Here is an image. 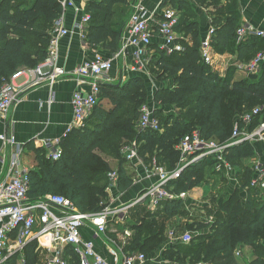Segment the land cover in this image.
I'll return each mask as SVG.
<instances>
[{"label":"trees","instance_id":"16d2710c","mask_svg":"<svg viewBox=\"0 0 264 264\" xmlns=\"http://www.w3.org/2000/svg\"><path fill=\"white\" fill-rule=\"evenodd\" d=\"M85 1V13L91 16L87 41L94 48L118 53L131 16L132 0ZM195 1L203 4L209 0ZM162 6L179 11L177 31L190 42L184 40V50L170 56L157 49L156 61L151 63L157 68L161 81L172 82L171 87L158 89L154 96V112L160 120L161 130H138L140 110L148 102L141 78H130L121 85L100 84L98 105L86 125L73 130L66 139L62 158L53 162L47 158L45 150H35L36 168L31 171L29 192L31 201L61 195L80 213H101L109 201L106 189L112 168L98 152L109 139L116 140L113 149L120 160L116 170L118 190L127 192L134 185V175L122 155V141H135L145 162L155 159L159 166L171 172L180 161L177 146L184 137L199 132L206 141L226 144L231 139L236 120L254 106L263 110L251 128L256 129L264 121V64L259 75L241 81H235V70L222 77L202 59L201 43L205 38L201 36L197 15L189 2L164 0ZM211 9L214 11L209 13L214 28L211 38L214 54L234 49L238 59L243 60L264 48V40L259 38L238 41L241 23L236 0H214ZM62 12V0H0V92L16 72L36 69L47 59L54 26ZM167 107L174 108L177 113L164 114ZM258 146L264 149L262 144L241 143L226 150V161L236 171L240 188L218 202L215 199L214 221H195L193 228L203 233L202 237H194L187 245L179 243L170 247L165 257L174 261L168 264H240L238 257L243 247H252L254 255L263 250L260 245L264 243V189L250 187L255 171L243 164L256 157ZM214 164H218V160L213 156L191 164L180 180L170 184L173 193L179 195L198 188L208 170L214 169ZM162 205L153 213L145 209L147 214L141 224L133 225L124 219V227L137 233L125 248L126 252L145 254L148 247L159 249L165 244L167 221L183 212L184 201L171 200ZM141 206L131 209L126 218L139 217L144 212ZM149 219L151 223L147 225L145 220ZM144 231L147 237L143 236ZM37 250V241L25 248L24 264H37ZM68 254L70 264H80L71 248ZM19 258L20 254H16L4 264H18ZM254 264H263L262 254Z\"/></svg>","mask_w":264,"mask_h":264},{"label":"built area","instance_id":"2783aa9c","mask_svg":"<svg viewBox=\"0 0 264 264\" xmlns=\"http://www.w3.org/2000/svg\"><path fill=\"white\" fill-rule=\"evenodd\" d=\"M62 8V17L54 26L48 57L42 63L43 66H38L36 69L19 70L9 82L3 85L0 92V124L8 120L12 106L20 99L23 92L15 85L16 80L28 77L30 82L27 89H29L45 83L54 84L68 75L65 69L58 67L57 59L61 39L70 35L64 26V16L69 9L82 11V17L76 27L82 38L87 40L90 14L85 13V8L81 9L76 6L73 0H62ZM160 11H162L161 19L155 25L154 22ZM179 20V11L171 6L148 11L141 3L135 4L127 24L128 35L115 59L123 56L128 47H132L135 63L131 67L132 71L143 72L152 63L155 50L158 49L167 56L182 52L184 50L183 41L187 39H184L183 35L177 31ZM156 35L161 39L158 45L154 44ZM213 35L214 28L211 27L207 37L201 43L202 59L211 67L214 66L216 57L211 45ZM237 35L239 42L252 37L264 40V31L245 25L238 29ZM115 59H107L97 54L93 60L83 63L75 72V76L82 85L87 84L90 90L89 92L77 91L73 95V120L65 133L57 138L41 142L40 147L46 151L49 160L59 161L63 156V144L71 132L86 125V121L99 103L101 81L113 69ZM263 64L264 48L244 69L250 76H257ZM262 110L263 108L256 107L251 112L240 115L235 122L231 139L226 144L206 141L199 132L184 137L177 146L180 153L177 168L169 172L159 166L155 159L152 160L150 166L143 169L145 176L155 177L156 182L125 205L120 204L113 207L116 203V194L120 191L118 190L119 175L116 170L111 171L108 174L106 189L109 201L104 210L98 214L80 213L70 200L61 195L31 201L29 192L33 167L25 163L24 150L18 146L17 151L7 163L1 162L4 172L0 177V264H4L12 256L23 252L34 241H37L48 255L47 264H70L69 248L77 254L80 264H148L151 261L146 254L125 251L133 235L131 230L124 227V219L130 210L142 201H145L152 210L151 212H155L168 201L184 200L187 194H174L170 184L180 180L191 164L207 157H215L219 167L226 169L230 179L238 182L232 165L226 161L225 152L228 148L241 143L264 145V121L256 129L251 128L254 121L261 116ZM154 111L155 108L148 105L141 108L137 121L138 130H161L160 120ZM0 140L5 146L17 145L14 136L8 138L3 134L0 135ZM121 152L126 162L132 167L133 164L141 165L142 158L139 155L137 144L124 145ZM254 171L256 176L250 187L264 189V162H259ZM112 223L113 228L110 229ZM88 227L93 228V233L97 237L106 239L108 257H104L98 251L93 239L85 238L84 230H88ZM44 238H47V243L41 241ZM193 238L191 232L178 235L171 231L169 243L187 245L193 241ZM237 255L239 256V253Z\"/></svg>","mask_w":264,"mask_h":264},{"label":"crops","instance_id":"0c3cea01","mask_svg":"<svg viewBox=\"0 0 264 264\" xmlns=\"http://www.w3.org/2000/svg\"><path fill=\"white\" fill-rule=\"evenodd\" d=\"M73 1L76 6L81 9L86 6L85 0ZM163 1L164 0H132V12L133 6L137 3H141L148 11L163 9ZM184 1H188L191 7L196 9L195 14L198 17L197 22L199 23L201 36L203 39L206 38L212 27V16L207 10L199 8L195 0ZM236 4L240 13L241 27L245 25L253 27L256 30L264 31V0H236ZM161 13L162 11L158 13V18L155 20L154 24L161 19ZM81 17L82 11L74 9H69L64 16V26L70 32V35L61 39L57 59L58 67L63 68L68 72V75L64 79H60L54 84L45 83L29 89H27L28 83L30 82L28 77H22L15 81V85L23 92L20 99L12 106L8 120L5 123L0 124V135L5 134L8 136L9 134V136H14L17 145L12 146L8 144L5 146L0 140V177L4 172V167L1 162L3 161L4 164L7 163L17 151L18 146H21L24 150L25 163L28 165L26 161H30L32 164H29V166L32 167L36 164L35 150L41 149V142L57 138L65 133L73 120V95L77 91L89 92L90 90L87 84L82 85L79 79L75 76V72L78 68L83 63L93 60L97 54H101L107 59H115L117 53L113 54L102 48H94L87 40L82 38L80 31L76 27ZM127 35L128 26H126L123 33L122 46L125 43ZM187 41L190 42V39L188 38ZM160 43L161 39L156 35L154 38V44L158 45ZM156 52L157 51L155 50V54H153L154 63L156 61ZM133 54V48L128 47L124 51L123 56L114 60L113 69L101 81V83L112 85H121L125 83L129 79V75H131V67L135 64ZM254 56L255 53L248 55L243 60H239L237 53L233 56L218 53L216 54L213 68L218 71L222 77L228 74L230 71L229 69H231V71L235 70V81H241L245 79V77H250L244 67L254 59ZM39 66H43V64ZM150 66L152 65L150 64ZM152 101H154V98ZM249 162L250 163L245 165L251 166L253 169L259 162H264V149L262 146L256 148V157ZM146 166L149 167L150 163L142 160L141 165L133 164L132 168H128L134 175V185L129 191L118 192L116 194V204L114 206L123 204V193H125L124 201H132L146 188L156 182L155 177L148 178L145 176L143 168ZM234 172L237 174L235 170ZM226 176L229 179L231 187L234 188V191L240 188L239 181L233 182L228 174ZM245 195L246 193L244 192L243 196ZM171 231L176 232L178 235L189 232H181V230L177 229ZM171 231H169L167 235V249L179 244L169 243V234ZM84 236L86 239H93L98 251L104 257H108L106 239L104 237H97L93 233V228L89 227L88 230H84ZM41 241L43 243L48 242L47 238H44Z\"/></svg>","mask_w":264,"mask_h":264},{"label":"rangeland","instance_id":"374dc122","mask_svg":"<svg viewBox=\"0 0 264 264\" xmlns=\"http://www.w3.org/2000/svg\"><path fill=\"white\" fill-rule=\"evenodd\" d=\"M213 2H214V0H209L203 4L202 3L198 4V7L202 8L204 10H207V12H209V13H214V11H211ZM191 9L194 11V13H196L195 12L196 9H194V8H191ZM234 51H235L234 49H231L229 52H226L223 54L233 56L235 54ZM229 70L231 71V69H229ZM156 72H157V68H155V66L152 65V66L147 67L146 70H144L143 72H141V71L133 72L132 68H131V72H130L131 75H129V79L130 78L133 79L135 77L142 79L143 84L145 86V89L147 91V95H148V102L145 105H148V106L154 107V108H156V106L153 104L154 102L152 100H153L157 90L162 88V87H171L172 86V82L170 80L165 79V80L161 81L159 79L160 75L157 74ZM256 107H258V106H256ZM256 107L254 106V107L249 108V109L253 110ZM250 110H249V112H251ZM172 113H177V111L171 107L164 109V114L169 115ZM115 141L116 140H114V139H109L104 144V146H103L104 148H102L101 151L98 152L104 160L109 162V164L111 165L112 171L117 170V167L120 163L119 157H118V155H116L115 149H113L114 144L116 146ZM126 144H137V143L135 141L127 143L125 140L122 141V143H121V145H123V146ZM111 153H113V155ZM26 162L28 163V165L32 164L30 161L29 162L26 161ZM247 163H250V162L245 161V163H243V164H247ZM126 166L128 168L129 167L132 168V166L129 163H126ZM32 167L36 168V164H34ZM213 168L216 169L217 172L214 173L213 172L214 169H212V171H209L210 170L209 169L207 174H206V178L203 179V182L201 183V185L198 188H196L195 190H193L192 192H189L188 195L186 196V198L183 200L184 201L183 212L178 214L174 219L167 221V227H166L167 230L165 231L166 233L163 237V239L166 240L165 244L162 245L159 249L158 248L154 249L153 247L150 246L147 248V250L144 251L145 254L148 255V257L151 261V264L173 263L171 261V260L174 261L173 258L169 259V257H165V254L168 251V249H167L168 248V244H167L168 232L171 230H176V229L181 230V232L189 231L193 234L194 237L201 238L203 233H201L200 231H196V229H194L195 227L193 228L194 222L195 221H205V220H210L211 222H213L214 219L216 218L214 215V213L216 212L214 207H215V205H217V202L220 201L221 197H223L225 195H232V193L235 192L234 188L231 187V184L229 182L228 177L226 176L227 175L226 169L223 167H219L218 164H214ZM236 168H240V167H236ZM124 194L125 193H123V195H122L123 205H125L131 201V200L130 201H124L125 200ZM216 198L218 199L217 202H215ZM114 205H113V207H114ZM141 205H143V206H141ZM138 206H141L143 208L144 212L139 214V217H137V218H132V216L131 217L129 216L130 218L125 217V222L133 224V225L134 224H141L142 218L145 216V214H147L145 209L147 210V212L152 211L149 209V207L147 206L145 201H142L141 203H139L137 206L134 207V209L137 208ZM145 221H146L147 225H149L151 223V219L145 220ZM160 224L161 223H159V225ZM112 226H113V223L110 225V229L113 228ZM156 230H158V228H156ZM132 234L133 235H132L131 239L137 233L132 232ZM141 234H142V231H141ZM143 236L147 237V233L145 231L143 232ZM131 239H130V241H131ZM130 241H129L127 246L130 245ZM206 244L208 245L210 243L207 242ZM260 246H262L263 250H258V253L256 255H254L255 251H254V249H252V247H248V246L243 247L242 250L240 251L241 252L240 257H238L240 259V262H241L240 264H254V263H256L258 261L259 254L263 255V264H264V243L261 242ZM37 252H39L37 264H47L48 255L45 253V251L43 250V248L39 244H38ZM25 259H26V257H25L24 251H23L20 253V258H19L18 264H24Z\"/></svg>","mask_w":264,"mask_h":264},{"label":"water","instance_id":"95a60500","mask_svg":"<svg viewBox=\"0 0 264 264\" xmlns=\"http://www.w3.org/2000/svg\"><path fill=\"white\" fill-rule=\"evenodd\" d=\"M179 1H183V0H179ZM7 137H8V138L10 137V136H9V134H8V136H7Z\"/></svg>","mask_w":264,"mask_h":264}]
</instances>
